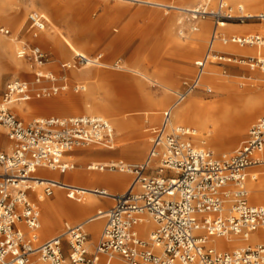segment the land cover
Masks as SVG:
<instances>
[{
    "label": "built area",
    "instance_id": "built-area-1",
    "mask_svg": "<svg viewBox=\"0 0 264 264\" xmlns=\"http://www.w3.org/2000/svg\"><path fill=\"white\" fill-rule=\"evenodd\" d=\"M207 18L214 22L212 44L220 41L257 49L256 55L239 60L233 54L212 51L219 64L238 61L264 72V34L219 32L226 23L264 24V10L253 12L242 3L228 0H203L186 14V21ZM27 21L32 30L48 26V17L39 11H31ZM0 33L13 36L9 27H1ZM15 40L16 57L29 63L36 86L29 80L10 79L1 96L0 133L6 139L0 136V264H113L117 256L129 264H264V240L232 250L211 243L213 237L247 240L264 229V205L249 200L246 182L248 168L264 165V114L249 126L238 147L224 157L197 146L193 128L171 123L173 107L201 87L209 53L195 61V76L184 79L173 91L175 101L163 111L145 159L131 168L123 166L134 174L133 183L122 194L111 195L113 205L104 212L105 225L98 241H91L86 223H66L62 232L41 243L30 237L26 229L40 227L41 211L32 196L36 188L42 187L45 197L53 195L56 188L68 191L70 198L75 196V187L41 177L38 169L65 175L76 166L65 159L67 152L88 146L112 149L116 132L105 116L53 115L29 122L20 118L14 111L15 104L52 98L69 89L76 93L85 90V85L70 82L67 72L71 68L105 65L102 53L75 55L58 63L57 75L44 69L56 63L46 50L29 41ZM105 167L118 169L114 165ZM97 193L110 195L104 189ZM148 219L155 227L146 238L139 227L149 223Z\"/></svg>",
    "mask_w": 264,
    "mask_h": 264
},
{
    "label": "bare ground",
    "instance_id": "bare-ground-1",
    "mask_svg": "<svg viewBox=\"0 0 264 264\" xmlns=\"http://www.w3.org/2000/svg\"><path fill=\"white\" fill-rule=\"evenodd\" d=\"M45 0L42 2L44 3ZM120 2L128 4H141L150 7H156L164 11L166 14L171 15L164 19L169 39H171L170 47L176 46L182 47L180 39L186 40L191 38L190 44L186 47V51L190 54L199 55L204 50L206 42H208V48L206 53H209L210 58L203 69L202 83L204 81L213 82L215 90L219 94L227 95L226 100H219L215 102H202L196 97L187 98L180 104L173 107L171 123L191 126L195 130L194 139L196 142L201 141V144H205L208 148L212 149L214 153L218 155L228 154L237 145L242 136L247 130L248 124L258 115L260 112H264V75L259 77L258 80V93L248 97H244L240 88H243L248 81L252 82L253 77H247L248 81H242L230 78L229 75L222 74L210 68L212 64V50L219 49L223 52L234 50L238 53H250L252 49L236 47L235 44H222L215 41L211 42V31L213 28V21L210 18L198 21L185 22L182 18L183 15L188 14L189 10L196 8L198 3L203 0H188V2H180L173 0H118ZM196 2L194 4L193 2ZM230 1V0H229ZM241 1L247 8L251 10H264V0H236ZM33 2V0H30ZM89 4L91 0H86ZM11 11H10V10ZM14 0H10L7 6L3 5V0H0V20L14 21L15 23L20 21V12H14L15 10ZM50 20V19H48ZM49 22V21H48ZM53 25V23H52ZM225 26L229 28L231 33L242 34L244 31H254L259 27L252 24H233L226 23ZM224 26V27H225ZM45 30H32L28 29L27 36L37 43H46L47 45H56L59 47L60 52H72L73 57L75 55L86 54L83 50H80L76 45L68 39H61L53 37ZM186 30L188 33L186 34ZM210 32V35H209ZM180 38V39H179ZM15 41V38H12ZM220 45V46H219ZM235 45V46H234ZM14 44L7 42L0 36V53L1 56L9 59V66H0V72L2 70H13L17 74L27 73L30 65L23 60L18 59L12 54V48ZM183 47V48H184ZM240 47V46H239ZM244 48V49H243ZM182 49V48H180ZM89 56V55H88ZM203 56V58H204ZM71 57V59L73 58ZM68 59L67 61H69ZM104 67L111 66V64L104 62ZM134 74H139L149 81L153 80L150 76L144 74L139 69L129 68ZM70 82L83 83L85 85V91L81 97L68 95L65 98L49 100L45 103L39 104L34 109V113L47 115V113H65L69 112L75 115L86 113L94 116H105L111 120L114 128L121 132L124 136L119 139L118 147H122V152H127L133 158L138 159L141 157L147 149L151 135L146 125H139L134 118L129 116L134 115L131 112L132 108L139 105V97L134 94L136 89L130 90V95L127 98V102L124 105L104 104L99 105L96 100V89L98 86V80L94 77L93 69L91 65H85L82 67H73L67 72ZM237 78H245L239 75H233ZM250 82V83H251ZM253 83V82H252ZM168 87V86H165ZM211 88V85L207 86ZM170 89V88H168ZM171 90V89H170ZM149 99V108L145 109V119L150 124H156L160 119V109L162 106H166L161 100L153 99L146 93ZM237 103L234 104V102ZM28 106V107H27ZM27 108V109H26ZM33 109L29 103H21L14 105V111L17 115L21 116L25 120L30 119L29 112ZM131 132L135 136V140L128 142L129 138L125 136ZM101 148L97 146H88L84 148H74L70 152L66 153L65 159L74 161L78 164L72 170H68L64 175V183L69 184L75 190V196L70 198L68 191L66 197L63 193L64 189L57 188L54 199L47 200L39 188H36L32 196L37 205L40 208V227L36 230L29 231L26 229L27 234L33 237L34 240H42L45 237H50L61 226V220L63 218L69 220H80L79 223H86L88 231L92 233L96 238L100 234L103 226L104 212L108 209L107 206L113 203V197L111 195L122 194L127 191L133 179L130 180V174H133L129 170H123V166L133 167L137 163L125 161L124 159H116L114 157L109 158H90L89 163L86 162L88 154H100ZM86 165V169L83 166ZM90 165L91 168L87 166ZM104 166L103 170L96 169L99 166ZM114 165L118 167V173L106 168L105 166ZM80 166V167H79ZM93 168V169H92ZM98 170V171H97ZM247 189L249 192V200L252 203L264 205V165L255 166L247 169ZM37 174L44 178H52L54 180H61L60 173L58 171L38 169ZM105 190L110 195L100 196L97 191ZM123 190V191H122ZM122 191V193H117ZM75 200V201H74ZM149 223H143L139 227L140 233L144 237H148L155 227V224L150 219ZM249 239L245 240L239 236H231L229 238L213 237L211 243L221 249H234L244 246L256 245L260 241L264 240V229H260L257 232L249 235ZM113 264H125L119 259H113Z\"/></svg>",
    "mask_w": 264,
    "mask_h": 264
},
{
    "label": "rangeland",
    "instance_id": "rangeland-1",
    "mask_svg": "<svg viewBox=\"0 0 264 264\" xmlns=\"http://www.w3.org/2000/svg\"><path fill=\"white\" fill-rule=\"evenodd\" d=\"M10 0H3V5L7 6ZM14 0L15 10L14 12H20V21L15 23L14 21L0 20L1 27H9L13 31V36L5 37L0 33V36L4 38L7 42L14 44L12 48V54L16 56V47L17 40L13 41L12 38H17L18 40L29 41L40 45L44 50L48 52L51 59L55 60L56 63L46 65L44 69H50L55 74H60V69L58 66L59 62L67 61L73 57L72 52L63 53L60 52L59 47L56 45H47L44 42L37 43L36 41L31 40L26 32L29 28L27 16L31 11H39L45 13L48 17V26L46 32L56 39H68L73 42L77 48L83 50L88 55H96L99 53L103 54L105 61L111 66L108 67H97L92 66L94 77L98 80V86L96 89V102L99 105L104 104H114V105H124L127 102V98L130 95V90L136 89L134 94L139 97V105L132 108L131 112L134 115L129 116V118L136 119L135 121L139 125H146L150 130L149 133L152 136V129L156 126H159L162 121L163 111L167 109L175 100L174 90L180 88L181 83L186 78H191L195 76L196 67L194 65L195 60L202 59L208 48V42L203 51L199 55L190 54L186 51V47L191 42V38L183 40L180 39L182 44V49L172 46L171 39H169V34L165 26L164 19L171 15L166 14L164 11L157 9L156 7H150L141 4H128L120 2L118 0H91L88 4L86 0ZM169 1V0H167ZM180 2H188V0H173ZM198 1V0H197ZM193 2L196 4V2ZM229 2L233 4L241 3V1L230 0ZM202 3V1H200ZM198 3V4H200ZM10 10V9H9ZM250 11L251 10L249 9ZM263 10V9H261ZM256 10V11H261ZM11 11V10H10ZM185 22V15L182 16ZM213 21V20H212ZM53 23V25H52ZM34 30V29H33ZM223 32L231 34L229 28L225 27ZM253 32V31H252ZM254 32L264 34V25H261ZM188 30H186V34ZM210 35V32H209ZM236 45V44H235ZM234 45V46H235ZM220 46V45H219ZM184 47V48H183ZM236 47L242 48L237 45ZM216 50L220 53H230L236 56L239 59L244 58L248 55H256L257 49L254 47H246L252 49L250 53H238L236 51L229 50L223 52L219 49L218 46L215 47ZM244 49V48H243ZM264 53V50H262ZM212 64L210 68H213L217 72L222 74L229 75L230 78L239 79L242 81H248L247 77H253L251 83L248 81L243 88H240L244 97L257 94L258 91V80L259 77L264 75V72H261L259 69L251 70L246 64L239 63L238 61H227L224 64H219L217 60L212 57ZM9 59L1 56L0 53V66H9ZM129 68L139 69L144 74L151 77V81L145 77L134 74L129 70ZM225 71V72H224ZM243 76L245 78H237L233 75ZM19 78L22 80H29L32 85L34 84V71L30 67L28 72L17 74L13 70H2L0 72V101H2V94L5 91V86L10 79ZM73 84L77 82H72ZM211 85V91L206 92L207 86ZM81 84V83H77ZM83 84V83H82ZM36 86V85H33ZM168 86V87H165ZM170 88V89H168ZM76 93L72 89L56 95L52 98L47 99H32L29 102V105L32 106V111L29 120L23 119L25 122L36 118H43L47 116H65V115H75L69 112L63 113H47V115L35 114L34 109L36 110L39 104L45 103L49 100L65 98V96L73 95L81 97L83 92ZM149 94L153 99L161 100L166 106H162L160 109V119L156 124H150L144 115V110L149 108V99L146 95ZM196 97L202 102H215L219 100H226L227 95L219 94L211 80L204 81L201 87L192 92L188 98ZM129 99V98H128ZM237 101L234 102V104ZM28 107V106H27ZM27 109V108H26ZM82 113L79 115H83ZM264 112H260L255 118L248 124L245 134L242 136L240 142L244 140L246 134L249 130V126L254 123ZM19 116V115H18ZM111 121V120H110ZM112 123V122H111ZM191 127V126H190ZM114 128V126H113ZM1 130V129H0ZM116 132V145L114 149H105L102 148L100 154H88L86 157L87 163H89L90 158H109L114 157L116 159H124L125 161L135 162L139 164L149 152L150 140L144 154L138 159L133 158L127 152H122V147H118L119 139L124 135L121 132ZM0 136L6 139L4 134L0 133ZM125 136L129 138L128 142L134 141L135 136L129 132ZM195 136V135H194ZM193 141L197 146H202L208 148L205 144H201V141L196 142L194 137ZM240 142L235 145V147L226 155H218L217 157L229 156L240 144ZM210 149V148H208ZM211 150V149H210ZM76 166L78 164L76 163ZM80 167V166H79ZM86 165L83 166L85 168ZM86 169V168H85ZM98 171V170H97ZM113 172L118 173V169L113 170ZM61 180L64 181V175H61ZM134 179V174H130V180ZM42 193V187H38ZM57 188L55 189L56 192ZM123 191V190H122ZM118 191L117 193H122ZM67 191H64L63 195L66 197ZM54 195L45 197L47 200L54 199ZM75 201V200H74ZM38 204V203H37ZM257 204V203H256ZM111 205H108L109 208ZM80 220H69L63 218L61 220V226L56 230V232L51 235L55 236L62 232L65 228L66 223L77 224ZM103 226L105 225V219L103 220ZM100 231V233H101ZM90 232V231H89ZM100 235V234H99ZM98 235V237H99ZM50 237H45L42 240H38V243H41L44 240L49 239ZM91 240L95 243L98 241V237L94 238L91 233ZM125 264L127 263L124 259L120 257H115Z\"/></svg>",
    "mask_w": 264,
    "mask_h": 264
},
{
    "label": "crops",
    "instance_id": "crops-1",
    "mask_svg": "<svg viewBox=\"0 0 264 264\" xmlns=\"http://www.w3.org/2000/svg\"><path fill=\"white\" fill-rule=\"evenodd\" d=\"M229 1V0H228ZM233 4V3H232ZM237 4H239V3H237ZM249 9V8H248ZM247 24H252V25H258V26H261V25H264V24H255V23H247ZM226 27V26H225ZM225 27H223V28H220L219 29V32L221 33V34H223V35H230V34H227L226 32H223V30L225 29ZM213 29H214V22H213V28H212V31H213ZM212 31H211V33H212ZM247 32H252V31H244L243 33H247ZM254 32V31H253ZM242 33V34H243ZM254 33H258V32H254ZM231 34H238V33H231ZM259 34H261V33H259ZM263 34V33H262ZM261 34V35H262ZM210 38H211V36H210ZM217 42H220V41H217ZM221 43V42H220ZM223 44V43H222ZM212 51H214V52H217V53H220V52H218L216 49H214V50H212ZM263 52V51H262ZM222 54H224V53H222ZM226 54H230V53H226ZM96 55H99V54H96ZM91 56H95V55H91ZM102 59H104L103 58V54H102ZM71 60V59H70ZM196 61V60H195ZM104 62H106L105 61V59H104ZM195 63V62H194ZM104 67V66H103ZM196 67V66H195ZM197 69V68H196ZM196 72V71H195ZM187 79V78H186ZM73 84V83H72ZM181 87V86H180ZM66 92V91H65ZM175 101V100H174ZM173 101V102H174ZM173 105V103L169 106V107H171ZM168 107V108H169ZM167 108V109H168ZM166 110V109H165ZM164 113V112H163ZM163 118V117H162ZM162 122V121H161ZM160 126V125H159ZM156 127H158V126H156ZM156 127H154L153 129H152V135H153V132H154V130L156 129ZM152 137V136H151ZM116 145V144H115ZM101 148V147H100ZM102 148H104V147H102ZM101 148V149H102ZM115 148V146L112 148V149H114ZM105 149H108V148H105ZM147 156V155H146ZM145 159V158H144ZM143 159V160H144ZM142 162V161H141ZM62 181V180H61ZM113 205V204H112ZM90 239H91V237H90ZM92 241V240H91ZM92 242H94V241H92Z\"/></svg>",
    "mask_w": 264,
    "mask_h": 264
}]
</instances>
